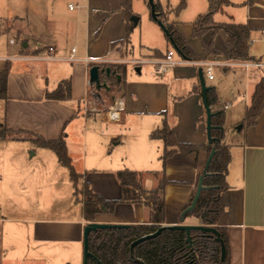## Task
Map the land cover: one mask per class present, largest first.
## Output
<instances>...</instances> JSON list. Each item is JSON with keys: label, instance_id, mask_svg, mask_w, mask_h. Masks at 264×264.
Here are the masks:
<instances>
[{"label": "crops", "instance_id": "obj_1", "mask_svg": "<svg viewBox=\"0 0 264 264\" xmlns=\"http://www.w3.org/2000/svg\"><path fill=\"white\" fill-rule=\"evenodd\" d=\"M133 1L146 0H132L131 14L138 21L129 43L122 44L119 41L124 39L127 25L125 0H25L23 22L12 17L13 4L6 0L11 17L2 18L0 30L16 36L5 44L0 42V73L7 63L10 66L7 99H0V126L13 131L0 138V222L20 225L0 228V239L5 237L6 242L0 262L83 264L86 223L82 206L75 200L69 171L52 151L35 146L33 138L56 140L64 132L67 154L75 172L82 176L81 183L86 181L107 201L119 200L117 172L163 170L159 159L163 142L150 139V134L162 126L164 119L179 143L208 145L198 72L202 70L200 63L210 61L217 64L213 79L203 78L216 96L211 110L223 112V142L230 146L231 157L225 178L228 188L222 195L224 211L218 225L227 233L230 264H264V109L254 126L240 127L264 70L243 66L249 62L229 60L223 31L213 39L216 54L205 52L201 45V41L210 43L211 32L201 41L192 37L194 21L207 12L206 0H186L177 13L180 0H172L171 4L170 0H157L167 23H175L198 60L187 61L163 77L155 76L152 63L172 47L164 34L154 42L137 31L140 20L132 10ZM65 2L66 8L61 9ZM229 2L231 5L215 14L213 21L246 25L250 30L248 56L261 58L254 57L252 49L264 45V0ZM148 24L150 33L158 39V31ZM135 32L136 47L132 39ZM48 47L55 49L53 60L34 59ZM139 61L141 64H137ZM103 64L125 65V90L119 89L111 96L110 106L121 100L123 109L84 114L83 103L91 101L93 93L88 81L90 66ZM132 74L138 88L154 94L158 105H136L127 98L135 91L130 89ZM62 82H69L70 97L46 99L45 94L54 92ZM95 103L91 101L89 108ZM219 103H228L229 107L221 110ZM163 112L165 115H161ZM32 148L35 150L29 156ZM204 153L177 154L167 161L166 178L177 184L164 189L166 224L162 226L178 222L180 211L193 197L206 161ZM141 186L149 192L156 182L146 177ZM147 221L149 210L142 204H117L111 214L95 216V223L107 225ZM184 223L200 225L193 217Z\"/></svg>", "mask_w": 264, "mask_h": 264}, {"label": "trees", "instance_id": "obj_2", "mask_svg": "<svg viewBox=\"0 0 264 264\" xmlns=\"http://www.w3.org/2000/svg\"><path fill=\"white\" fill-rule=\"evenodd\" d=\"M146 1L148 5V0ZM153 1L159 20L164 24L174 45L180 52L179 57L186 61L198 60L197 54L177 31L175 23H165V16L162 13L161 6L157 0ZM206 1L208 4L207 12L194 21L192 25V37L201 41L206 33L211 32L210 43L205 44L201 41V45L205 52L216 54V51L213 49V39L219 32L223 31L227 36V58L232 61H253L254 58L248 56L250 34L248 27L234 23L216 24L213 21L215 14L221 12L224 7L231 5L229 0ZM131 2L132 0H125L123 5L124 20L127 25L126 35L123 40L119 41L122 44L129 43L133 30ZM185 4L186 0H180L175 12L177 13L182 10ZM165 38L169 41L168 37L165 36ZM155 52L159 54L158 51ZM92 66L94 65H91L90 68ZM103 67L110 70V76L106 79V82L109 81L111 86L118 85L125 73V66L113 65L110 67L105 65ZM9 72L10 66L7 63L0 73V99L2 100L7 99L6 83ZM117 77L120 78L119 82L117 81ZM111 86L107 84L109 91H104L110 92ZM69 97V82H62L54 92L45 94V98L48 100H65ZM206 99L208 105L212 107L216 102L213 89L207 90ZM263 109L264 78L255 86L240 126H246L247 128L254 126ZM213 112L215 114L212 117L211 123L215 128L211 131V136L216 140L211 145L179 143L174 132L164 119L162 126L150 134V139L161 140L163 142V150L159 158L162 162L163 170L161 172L148 173H136L128 170L117 172L116 178L120 185V198L114 201H107L95 194L86 181L82 184V198H78L77 181L82 176L77 174L71 165L65 145L64 132L56 140H45L40 137H35L31 140L35 146L52 151L56 155L58 162L68 169L75 200L82 206V215L86 225L95 223V216L98 214H111L117 204H142L149 210V221L146 223L129 225L123 229L90 232L88 235V251L92 257L88 258L87 264H230L227 233L223 227L218 225L224 211L222 195L228 188L225 178L231 159L230 146L223 142V112ZM161 115H165V112ZM12 133V130L3 128L0 132V138L4 139ZM212 147L215 149V154L208 169L209 175L203 180V185L209 188L201 192L195 208L184 216V220L193 217L199 220L200 225L203 227L215 229L224 246L225 256L221 257V245L216 241V237L211 233L199 230H192L189 236H187L183 230L166 227L162 229L157 237L132 246L134 241L155 233L163 224H166L164 189L168 185L177 184L166 178L165 168L167 161L177 154L188 155L198 153L199 151L206 152L208 156ZM146 177L156 182L155 189L149 192L145 191L141 186L142 179ZM189 205L190 203L180 213ZM172 224L185 223L178 220V222Z\"/></svg>", "mask_w": 264, "mask_h": 264}, {"label": "water", "instance_id": "obj_3", "mask_svg": "<svg viewBox=\"0 0 264 264\" xmlns=\"http://www.w3.org/2000/svg\"><path fill=\"white\" fill-rule=\"evenodd\" d=\"M148 5H149V10H150V17L152 19V21H154L158 27L161 29V31L164 33V35L166 37H168L169 39V43L172 47V49L178 54L180 55L179 50L176 48V46L174 45L172 38L170 36V34L168 33V31L166 30L164 24L161 22V20H159L158 18V14L155 12V6H154V1L153 0H148ZM131 21L133 23V26H135L137 24V19L135 17H131ZM26 45H24L25 47ZM136 72H139V68H136ZM106 75V77L110 76V70L107 69H99V67L97 65L92 66L89 69L88 72V81L89 84L93 87L94 93L96 95V97L99 96V92L104 89L106 91H109V88L107 87V84L105 83V81H103L101 79V75L104 74ZM198 78H199V82H200V87H201V98H202V104H203V108H204V112H205V130H206V139H207V143L208 145H211L216 139L213 138L211 136V131L215 128L212 123V117L214 116V112L211 110V107L208 105L207 103V99H206V92L209 88H207L205 86V82H204V78H203V73L202 70H199L198 72ZM117 79H119V77H117ZM119 81V80H118ZM241 127V126H240ZM215 154V149L212 147L210 150V153L207 156V159L205 161L204 167L202 169L201 175L198 178V182L196 185V190L195 193L193 195V198L190 202V205L188 207H186L179 215V220L181 222H184V216L191 212L195 206L196 203L199 199V196L201 194V192L204 189H207L209 187H206L203 185V180L204 178L209 175L208 173V169L210 166V163L214 157ZM128 225H107V224H99V223H89L84 227V232H83V264H87V260L89 257H92V255L90 254V252L88 251V235L90 232H96L98 230H108V229H123V228H127ZM173 228V229H177V230H183L186 232L187 236H189L190 231L192 230H199L205 233H211L213 234L216 238V241L220 243L221 245V257L223 258L225 256V249L224 246L221 242V239L219 238V234L217 233V231L213 228L210 227H203L202 225H186V224H176V225H171V226H162L160 229H158L155 233L147 235V236H143L141 238H139L138 240L134 241L132 246L138 245L148 239L151 238H155L157 237L163 228Z\"/></svg>", "mask_w": 264, "mask_h": 264}, {"label": "rangeland", "instance_id": "obj_4", "mask_svg": "<svg viewBox=\"0 0 264 264\" xmlns=\"http://www.w3.org/2000/svg\"><path fill=\"white\" fill-rule=\"evenodd\" d=\"M24 1L25 0H9V3L13 4V7H12L13 15H12V17L17 18V21H22L23 22L25 20L23 9L25 8V4L26 3H24ZM66 3L67 2H65V4L63 6H61L60 8L61 9L62 8H66ZM171 3H172V0L169 1V4H171ZM5 4H6V0H0V15L2 16L0 18V21L2 20V18L3 19H10V17H11V15L9 13V10L7 9V7H6ZM132 10H133L134 13L137 14V16L139 17V20H140L139 25L137 27V31L138 32H140L142 34H147L150 37V39H152L154 42H157V40H159L161 37L164 38V36H163L164 33L161 31V29L157 26L156 23H154L152 20H150V15H149L150 12L148 11L149 8H148V5H147V1H145V3L142 2V1H133ZM9 22H11V21H9ZM148 23H150L151 25H154L156 31H158L157 32L158 35H159L158 36V39H157V37H155L154 35H152L150 33V30L148 28V25H149ZM165 23H167L166 20H165ZM0 33H1V30H0ZM14 36H16V35H14L13 33L8 34V36L1 33L0 34V42H2L3 44H5L8 41L9 38H15ZM136 38H137V32H135L134 35L132 36V39L135 41L134 44H133L135 47H136V45H135L136 44ZM17 46L19 47V44H17L16 47ZM252 53H253L254 57L258 58V57L261 56V59H264V45L263 44H257L255 46H253ZM204 62H207V61H204ZM105 65H108L110 67L113 66L112 64H103V65H97V66L99 67V69H104L105 70V68L103 67ZM134 77H135L134 74H132V77H130L131 79L129 78L130 79L129 80V82H130V89H132V91H133V89L135 90L134 93H133L134 95L132 94L131 97L130 96H127V98H129L130 100H132L133 103H135L136 105H141V104H144L145 105L146 103H148L150 105H158L156 103V101L154 100V99H157V98H155L156 96L154 94L147 93V91L141 90V88H138V86L135 84V80L137 78L136 77L134 78ZM125 78H126V70H125L124 75L121 78V81L118 84V87L119 88L117 86H111V83L109 84L108 82H106L109 86L112 87L111 90H110V92H105L104 90H101L99 92V96L100 97L98 98V96H97V99L94 100V101H96L95 104H97V105H92L93 106L92 108L96 109L100 113L101 112L102 113L108 112V110H109V108L111 106V103H112L111 96L117 95L118 92H119V89L120 90L122 89L123 91L125 90V88L123 86V82H124ZM101 79H103V75H101ZM93 93H94V90H93ZM102 101L105 102V105H100V103ZM2 129L3 128H0V132L2 131ZM33 150H35V149L32 148L30 150L29 156H30V154H32ZM203 155H204V160L203 161H205L206 160V157H207L206 152ZM31 160L35 161L36 158H33L32 157ZM169 160H171V159H169ZM200 173H201V171H200ZM81 182H82L81 179H79L77 181V194H78V198L79 199L82 198V193H83V185H82ZM45 187H47V186H45ZM189 203H190V201H189ZM4 218H5V216H4ZM8 225H10V226H12V225L13 226H19L20 224H11V223H9V224H6V223L2 224L0 222V228H5V226H8ZM5 246H6L5 237H3L2 239H0V259H1V249L4 248ZM47 256L48 255L45 253V257H47ZM0 264H5V263L0 262Z\"/></svg>", "mask_w": 264, "mask_h": 264}, {"label": "built area", "instance_id": "obj_5", "mask_svg": "<svg viewBox=\"0 0 264 264\" xmlns=\"http://www.w3.org/2000/svg\"><path fill=\"white\" fill-rule=\"evenodd\" d=\"M70 9H72L71 6H69ZM264 42V37L262 38ZM254 42V40L252 41ZM13 44V41L10 42ZM71 53H74V50L71 51ZM54 54H55V49L53 47H48L43 55L41 57H34L35 60L38 61H51L54 59ZM72 60V59H71ZM249 63L243 64V66L247 67H253L257 70H264V59L258 58L254 59L253 61H247ZM187 63L186 60H183L182 58L179 57V55L173 50H169L164 57L161 59H158L156 62H153V74L157 77H163L170 73L173 69H175L177 66L183 65ZM137 64H141V62H137ZM217 64L214 62H202L199 64V66L202 68L203 75L206 79L212 80L213 79V68ZM92 96V103L96 102L94 100L97 99L96 95L94 93L91 94ZM91 101H84L83 103V112L88 113L95 111L96 109L94 108H89V105L91 104ZM219 108L221 110H226L229 107L228 103H219ZM88 107V108H87ZM123 109V102L121 100H115L114 104L112 107L109 108V112L112 110H122Z\"/></svg>", "mask_w": 264, "mask_h": 264}, {"label": "flooded vegetation", "instance_id": "obj_6", "mask_svg": "<svg viewBox=\"0 0 264 264\" xmlns=\"http://www.w3.org/2000/svg\"><path fill=\"white\" fill-rule=\"evenodd\" d=\"M103 75V81H105V83H106V79L108 78V77H106V75H105V73L104 74H102Z\"/></svg>", "mask_w": 264, "mask_h": 264}, {"label": "bare ground", "instance_id": "obj_7", "mask_svg": "<svg viewBox=\"0 0 264 264\" xmlns=\"http://www.w3.org/2000/svg\"><path fill=\"white\" fill-rule=\"evenodd\" d=\"M114 110H112V113H113Z\"/></svg>", "mask_w": 264, "mask_h": 264}]
</instances>
